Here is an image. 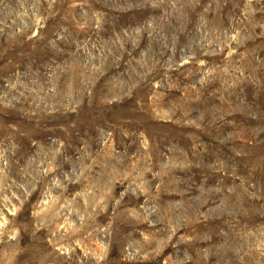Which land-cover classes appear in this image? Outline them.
Masks as SVG:
<instances>
[{
	"label": "rangeland",
	"instance_id": "1",
	"mask_svg": "<svg viewBox=\"0 0 264 264\" xmlns=\"http://www.w3.org/2000/svg\"><path fill=\"white\" fill-rule=\"evenodd\" d=\"M50 263L264 264V0H0V264Z\"/></svg>",
	"mask_w": 264,
	"mask_h": 264
},
{
	"label": "bare ground",
	"instance_id": "2",
	"mask_svg": "<svg viewBox=\"0 0 264 264\" xmlns=\"http://www.w3.org/2000/svg\"><path fill=\"white\" fill-rule=\"evenodd\" d=\"M75 216V215H74ZM124 226V225H123ZM119 229V228H118ZM122 232V231H121ZM127 233V232H126ZM66 246V245H65ZM58 247H60V246H58ZM65 250V249H64ZM150 250V249H149ZM161 262V261H160ZM51 264V263H50ZM81 264V263H80Z\"/></svg>",
	"mask_w": 264,
	"mask_h": 264
}]
</instances>
